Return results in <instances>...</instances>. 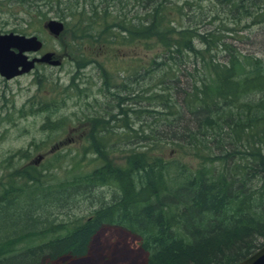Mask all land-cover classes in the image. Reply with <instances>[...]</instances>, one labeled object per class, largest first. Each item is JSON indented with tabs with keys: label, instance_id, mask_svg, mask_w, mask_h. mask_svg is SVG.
<instances>
[{
	"label": "trees",
	"instance_id": "trees-1",
	"mask_svg": "<svg viewBox=\"0 0 264 264\" xmlns=\"http://www.w3.org/2000/svg\"><path fill=\"white\" fill-rule=\"evenodd\" d=\"M18 1L28 12L45 17L50 10L62 21V32L70 35L62 47L72 64L62 93L35 104L24 102L19 110L27 106L23 113L45 112L42 127L49 130L65 122L62 115L50 118L65 98L105 111L106 102L89 93L88 75L81 76L83 68L95 63L103 79L101 94L114 98L111 122L120 125L96 109L82 112V121H89L84 147L96 164L102 161L88 172L54 177V167L49 168L58 161L60 166L69 154L57 150L58 160L52 155L43 170L24 165L0 181V264L88 263L93 238L105 226L123 228L137 238L144 254L141 264H231L260 247L264 56L242 52L211 28L173 25L178 17L182 20L179 15L165 22L161 1L166 0H133L129 8V0ZM215 1L219 7L214 14L222 8L227 22L239 23L241 30L264 26V1ZM183 6L193 17L206 16L196 0H185ZM102 33L109 34L110 42L125 37L152 40L159 47L136 70L135 86L128 78L117 85L94 54L81 50ZM176 66L180 75L172 69ZM179 76L186 85L178 84ZM36 78L39 87L43 77ZM123 128L132 133L128 139H135L128 142L123 162L114 163L109 156L122 141ZM107 134L116 136L112 147ZM177 153L197 164L187 165ZM102 189H110V198L90 200L86 216L57 219L55 214L75 206L78 196L88 199ZM126 264L133 263L129 259Z\"/></svg>",
	"mask_w": 264,
	"mask_h": 264
},
{
	"label": "rangeland",
	"instance_id": "rangeland-1",
	"mask_svg": "<svg viewBox=\"0 0 264 264\" xmlns=\"http://www.w3.org/2000/svg\"><path fill=\"white\" fill-rule=\"evenodd\" d=\"M185 0H166L161 3L165 5L163 14L165 22L171 21L178 15L182 17L171 21L173 25L182 23L184 25H196L202 28H211L216 30V34L220 35L224 40L231 41L242 52L258 53L264 56V26L251 25L247 29L241 30L240 24H230L225 19L227 16L222 12V8L214 14V10L218 9L219 4L215 0H196L202 6V12L206 15L203 18L191 16V13L184 8ZM194 1V0H193ZM264 1V0H255ZM133 0H129L127 8L134 5ZM249 3V2H247ZM179 12V13H178ZM185 13V14H184ZM196 13H198L196 11ZM188 17V18H185ZM212 17L216 20H212ZM48 18H56L52 11H47L45 17H40L35 13L28 12L25 6L18 0H0V32H14L23 35H36L41 41V49L39 52L51 51L55 58L60 60L58 65H49L45 63L37 64L30 71L14 76L10 79H4L0 76V181H5L8 172L24 165H34L36 168L43 170L52 155L68 154L61 156L60 161L49 168L52 169L54 177L63 178L69 172L85 173L90 171L94 166L99 165L102 161L95 163V159L87 152L89 148L84 147L86 139V130L88 131V122L81 119L82 112L91 113L96 109L100 115L107 119L110 123L120 125V121L111 122V114H114L112 105L114 98H106L101 94L103 79L97 64H88L82 70L81 76L84 78L88 75L90 79L91 91L93 97L97 101L106 102L108 107L96 108L84 105L82 100H75V97L65 98L64 106L60 111H56L55 115L50 118L55 119L56 115L65 117L62 126L55 129H47L42 127L45 122V112L23 113L24 106L21 111L20 107L26 102L46 101L51 94L58 95L63 92V87L69 82L72 73V64L66 57L63 50V43L70 40L68 33L62 31L53 36L44 27L43 23ZM248 24V21L245 22ZM111 38L108 33H102L97 40H87L80 48L83 52L98 58L105 66L103 67L108 73V78L117 79L119 85L125 78L131 79L135 86L134 77L138 76L136 70L145 66L148 61L160 50L156 47V43L152 40L145 42L138 39H127L125 37L117 38L115 42H110ZM111 53L113 57H109ZM175 73L181 74V70L177 71V66L172 67ZM190 69V67H188ZM43 77L41 86L35 84L36 77ZM140 76H138L139 79ZM36 78V79H35ZM179 85H186V80L182 76L178 77ZM130 80V81H131ZM50 82V84H49ZM154 81L150 80L149 85ZM131 84V85H132ZM139 84H145L141 79ZM106 95V94H105ZM34 108V105H33ZM134 127H136L134 125ZM120 131L118 128L115 130ZM114 131V130H113ZM122 141L116 144L115 151L109 156L114 163H122L125 152L130 144V140L134 141V137L128 136L132 133L125 132ZM108 143L115 145V135L107 134ZM106 143V142H105ZM133 144V143H131ZM131 147V146H130ZM87 148V149H86ZM87 150V151H86ZM85 157H81L84 155ZM23 154L25 156H23ZM181 156V160L187 165H196L197 161L189 156L177 153ZM75 155L74 163H71V157ZM79 161V162H78ZM68 170V172H67ZM102 190L93 192L90 198L84 199L78 196L75 206L68 205L66 209L59 210L55 215L57 219H67L72 217L86 216L91 200L109 199L110 189L103 193ZM92 192H90L91 194ZM36 214H40L36 212ZM90 253L87 258L88 263L81 264H126L130 259L133 264H141L144 254L139 249L137 238L128 231L120 227L105 226L102 227L94 236ZM97 250V252H95ZM83 262H86L84 259Z\"/></svg>",
	"mask_w": 264,
	"mask_h": 264
},
{
	"label": "water",
	"instance_id": "water-1",
	"mask_svg": "<svg viewBox=\"0 0 264 264\" xmlns=\"http://www.w3.org/2000/svg\"><path fill=\"white\" fill-rule=\"evenodd\" d=\"M43 27L53 36L63 30L62 21L48 18ZM41 47L36 35H23L14 32H0V76L10 79L30 71L36 62L58 65L59 60L52 58L53 52H44L40 57L28 58L27 53H34ZM231 264H264V243L247 257Z\"/></svg>",
	"mask_w": 264,
	"mask_h": 264
},
{
	"label": "flooded vegetation",
	"instance_id": "flooded-vegetation-1",
	"mask_svg": "<svg viewBox=\"0 0 264 264\" xmlns=\"http://www.w3.org/2000/svg\"><path fill=\"white\" fill-rule=\"evenodd\" d=\"M40 49H41V47H40ZM40 49H39V50H40ZM39 50L36 51V52H34V53H27L28 58L40 57L44 52H39ZM45 52H47V51H45ZM52 58H55L54 54H53ZM58 60H59V59H58ZM41 63H43V62H36V63L34 64V66L37 65V64H41ZM59 63H60V60H59ZM34 66H33V68H34Z\"/></svg>",
	"mask_w": 264,
	"mask_h": 264
}]
</instances>
